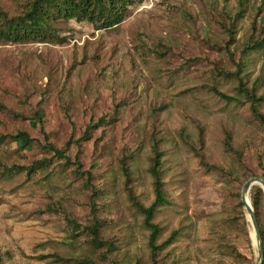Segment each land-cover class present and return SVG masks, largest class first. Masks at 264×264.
<instances>
[{
  "label": "rangeland",
  "instance_id": "374dc122",
  "mask_svg": "<svg viewBox=\"0 0 264 264\" xmlns=\"http://www.w3.org/2000/svg\"><path fill=\"white\" fill-rule=\"evenodd\" d=\"M32 2L0 0V12L23 15ZM53 25L46 41H0V133L33 139L0 144L4 264H81L85 256L102 264H256L239 201L244 183L264 176V120L239 84L264 96V44L251 46L264 38V0H143L111 29L73 18ZM39 108L49 141L71 163L44 149ZM257 109L264 114V100ZM103 115L115 117L82 139ZM154 144L168 199L151 219L160 227L155 256L138 207L156 197ZM45 156L52 162L31 174L3 169ZM93 206L101 248L70 223L91 224ZM256 216L264 227V189Z\"/></svg>",
  "mask_w": 264,
  "mask_h": 264
},
{
  "label": "trees",
  "instance_id": "16d2710c",
  "mask_svg": "<svg viewBox=\"0 0 264 264\" xmlns=\"http://www.w3.org/2000/svg\"><path fill=\"white\" fill-rule=\"evenodd\" d=\"M143 0H33L30 9L23 15H17L9 17L5 12H0V41L6 42H24L28 40H39L46 41L50 39L52 35H56L53 23L59 19H76V20H88L91 22L96 29H111L118 26L122 23L127 17L130 8L142 2ZM264 44L263 41L255 42L252 48ZM250 47V46H249ZM251 48V47H250ZM245 51V50H244ZM239 89L241 92H245L248 95V98L252 101V110L253 112L262 120H264V114L260 113L257 109V104L261 100H264V96L257 97L255 92L249 91L243 82H240ZM215 92L226 99H232V96H229L216 88ZM0 109H6L5 105L0 102ZM115 117V116H114ZM114 117H111L112 120ZM34 118L37 120L40 131L44 135L45 143L43 144L45 150L53 152V156L64 159V164H69L72 162L69 155L66 154L65 148H58L52 142L49 141L48 133L44 128V111L42 108H39L34 113ZM108 120V115H103L98 118L97 121H94L91 118L90 123L87 125L86 129L82 134V139L89 138L90 130L96 126L106 124L110 122ZM20 138L24 140L22 146H28L33 142V139L28 136L25 131H19L17 134H2L0 133V144L4 143L7 140L18 141ZM72 142V139H69L66 142V147H69ZM79 144V140H77ZM155 155L152 158V165L150 167L151 174L153 176V184L155 191V200L148 206L144 207L141 204L138 205L139 209L145 214L144 223L151 230L150 235V246L153 251V256H155L156 249L158 248L154 244L160 227L151 222V219L154 217L157 208L168 202L166 191L164 188V181L161 177V155L162 153L158 151L156 144H154ZM50 162H52V157H42L41 159L34 160L31 164L27 166H19L13 164L11 166H3L4 171L13 172L15 170L25 169L28 171V174L34 173L47 167ZM76 167L74 170L80 172L81 162L79 161V155L77 153L76 159L74 161ZM96 165H93V168ZM264 166V164H263ZM212 168L217 169L216 166ZM87 182L91 183L92 174L90 171L86 172ZM264 175V173L262 174ZM255 176V175H253ZM252 177V176H251ZM251 201L252 205L255 208L256 214L258 215L259 210L263 204V189L259 185H255L251 190ZM239 205H242V201H239ZM92 221L89 225L81 226L75 220L71 219L70 223L75 228V232L85 231L90 236V243L94 248H101L105 245V241L100 238V229L102 226V220L98 216L96 207H92ZM264 241V227L259 224ZM177 231H174L171 236L165 241L175 238ZM109 248H113V243H107ZM81 264H102L95 261L92 257H81L77 259ZM0 264H4L3 252L0 248ZM153 264H157L156 261ZM264 264V263H263Z\"/></svg>",
  "mask_w": 264,
  "mask_h": 264
},
{
  "label": "water",
  "instance_id": "95a60500",
  "mask_svg": "<svg viewBox=\"0 0 264 264\" xmlns=\"http://www.w3.org/2000/svg\"><path fill=\"white\" fill-rule=\"evenodd\" d=\"M256 184H259L264 189V176L255 175L250 177L243 185L242 194H241V201L247 213V221L248 225L252 230L253 237L257 246V258L256 264H263L264 263V241L261 228L259 226L255 209L252 205L250 199V191L252 187Z\"/></svg>",
  "mask_w": 264,
  "mask_h": 264
}]
</instances>
